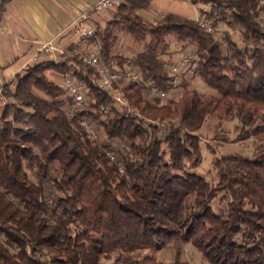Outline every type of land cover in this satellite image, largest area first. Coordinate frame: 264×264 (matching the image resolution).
<instances>
[{"label":"trees","instance_id":"16d2710c","mask_svg":"<svg viewBox=\"0 0 264 264\" xmlns=\"http://www.w3.org/2000/svg\"><path fill=\"white\" fill-rule=\"evenodd\" d=\"M9 1L1 0L0 12ZM194 1L211 6L201 14L212 26L240 27L243 45L230 40L225 52L201 17L165 13L147 20L141 11L152 0H123L107 27L96 25L107 64L140 75L117 85L140 122L118 110L94 83V68L72 49L60 62L34 63L2 86L12 100L0 110V264H188L148 253L176 240L191 243L207 264H264V5ZM122 27L145 41L143 50L112 53ZM171 35L195 45V72L218 95L189 89L184 70L183 94L169 98L178 87L171 66L180 60L164 58ZM49 70L85 83L87 109L70 115L72 96ZM153 87L168 96L159 98ZM108 105L110 112H103ZM209 114L235 115L238 139L262 140L251 155L216 157V184L186 168L201 162L196 132ZM82 118L100 124L108 139L128 142L127 152L119 157L109 143H99ZM219 192L229 198L225 212L212 206Z\"/></svg>","mask_w":264,"mask_h":264},{"label":"rangeland","instance_id":"374dc122","mask_svg":"<svg viewBox=\"0 0 264 264\" xmlns=\"http://www.w3.org/2000/svg\"><path fill=\"white\" fill-rule=\"evenodd\" d=\"M261 4L264 5V0H260ZM118 8L113 10H104L106 14L100 15L99 21L92 20L91 23L95 26L99 24L101 27H107V23L111 18H114L115 12ZM152 10H155L152 12ZM211 11V6L201 1L194 0H154L152 7L148 14L146 10L142 13L146 14V18L150 20L159 19L165 13H176L189 18L198 19L199 17H204L205 14ZM99 13V12H98ZM260 20L264 24V12L260 16ZM99 22V23H97ZM211 23V21H209ZM212 24V23H211ZM213 32L216 39H220L223 42L224 51L229 50V41L233 40L239 45H243V36L240 27H232L227 25L226 22L218 21L215 26H213ZM115 40L112 47L113 54H123L125 56H132L137 52L143 50L144 42H136L130 33L127 32L125 27L117 29L115 32ZM169 53L164 55V58H171V61L180 59L184 56H195L196 47L190 41H178L174 35L168 37ZM193 56V57H194ZM53 79V78H52ZM62 82V79L59 80ZM187 87L189 89H195L198 91L201 97H206L209 94H216V90L210 87L198 73L193 75H188L186 77ZM64 84V81H63ZM64 87V85H62ZM185 87L181 84L175 88V90L170 94L169 98L178 99L184 92ZM34 91L38 95L46 96L43 91L34 87ZM144 94L149 97L150 95L144 91ZM150 98V97H149ZM165 99L164 101H166ZM73 106V104H72ZM73 107H71L72 109ZM70 109V110H71ZM87 109V103L82 107V110ZM262 122V120H258ZM240 125L239 119L234 115L231 117L219 116L215 114H209L204 120L202 126L197 130L199 135V143L201 149V162L197 165H191L187 162L186 168L188 170L196 171L205 176V178L212 184H216L218 181L217 169L213 164V160L216 157L221 158L224 154L238 152L243 154L251 155L253 150L262 142L260 138L255 136H250L246 139H238V133ZM96 129L97 141L101 144H108L111 146L115 154L120 155L127 152L129 147H127L128 142L121 139H108L103 127L97 124ZM167 131L165 127H162V132ZM166 146V144H164ZM54 195V194H53ZM229 203V198L223 197V192H219L218 196L212 201V206L217 212L227 211V206ZM193 249L191 243H184L181 241H172L166 247L159 251H149L148 253L155 255L158 259L164 262H172L178 256L182 259H195L191 255L190 250ZM199 262H205L204 259H200Z\"/></svg>","mask_w":264,"mask_h":264},{"label":"crops","instance_id":"0c3cea01","mask_svg":"<svg viewBox=\"0 0 264 264\" xmlns=\"http://www.w3.org/2000/svg\"><path fill=\"white\" fill-rule=\"evenodd\" d=\"M93 1L10 0L7 2L0 12V88L32 64L46 60L48 56L40 51V48L49 39H54L66 51L79 45V39L71 31V24L74 18ZM153 1L146 9V14L150 11ZM142 11V16L146 18V14ZM153 11L155 10L151 13ZM104 14H106L104 11L96 12L92 20L102 22L99 17ZM33 56L38 57L37 62L31 61ZM46 74L54 82L64 85V76L61 73L49 70ZM60 78L62 82L59 81ZM190 253L196 258L193 260L182 258L188 264H196L203 258L201 252L194 246Z\"/></svg>","mask_w":264,"mask_h":264},{"label":"built area","instance_id":"2783aa9c","mask_svg":"<svg viewBox=\"0 0 264 264\" xmlns=\"http://www.w3.org/2000/svg\"><path fill=\"white\" fill-rule=\"evenodd\" d=\"M123 0H94L90 5L80 12L72 21L71 31L75 37L79 39L80 44L73 47L74 53L88 65L94 68L97 77L93 80L96 85L104 89L112 95L113 104L117 106L118 110L123 112L125 116L135 117L137 122H140L141 115L135 109L130 100L119 90L117 85H121L126 79L140 78L138 72L132 68H112L110 67L102 54L100 37L97 27L91 23L92 16L96 12L104 10L116 9ZM1 2V0H0ZM200 18V17H199ZM200 23L208 30H212V24L201 17ZM48 57V60L60 62L63 54L66 52L65 48L59 46L54 39H49L40 48ZM38 57L33 56L31 61L37 62ZM192 56H184L179 61L171 66V71L175 77L173 85L177 86L180 81L179 74L185 70L186 75H193L195 73V65H192ZM64 86L69 94L72 96L73 108L70 110V115L75 116L76 113L82 109L86 103V88L85 83L76 78L73 74L64 76ZM154 95L159 98H166L169 94L166 90H160L156 87L151 89ZM12 96L3 92L0 88V110L6 105L10 104ZM102 111L105 113L110 112V106H102ZM79 122L89 128L91 134L97 138V129L91 126L86 119H80ZM112 158L114 155L109 153ZM196 264H207L205 262H198Z\"/></svg>","mask_w":264,"mask_h":264}]
</instances>
